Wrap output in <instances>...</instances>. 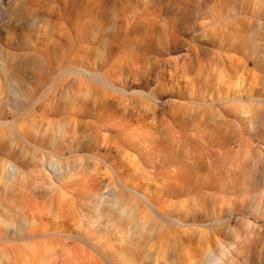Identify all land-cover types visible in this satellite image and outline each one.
<instances>
[{
    "label": "rangeland",
    "instance_id": "obj_1",
    "mask_svg": "<svg viewBox=\"0 0 264 264\" xmlns=\"http://www.w3.org/2000/svg\"><path fill=\"white\" fill-rule=\"evenodd\" d=\"M0 264H264V0H0Z\"/></svg>",
    "mask_w": 264,
    "mask_h": 264
}]
</instances>
